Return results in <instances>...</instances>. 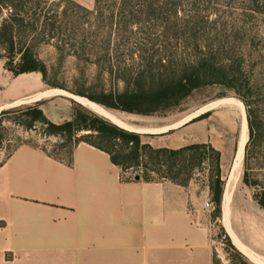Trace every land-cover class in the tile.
<instances>
[{"label":"crops","instance_id":"1","mask_svg":"<svg viewBox=\"0 0 264 264\" xmlns=\"http://www.w3.org/2000/svg\"><path fill=\"white\" fill-rule=\"evenodd\" d=\"M75 102L45 86L38 72L12 75L0 59V112L33 104L59 124ZM238 114L224 105L172 119H120L155 148L209 143L219 151L224 185L215 221L251 263L264 264V208L241 181L242 170L232 172ZM134 176L85 141L73 145L70 161L18 145L0 162V264H212L210 220L190 190L195 183Z\"/></svg>","mask_w":264,"mask_h":264},{"label":"trees","instance_id":"2","mask_svg":"<svg viewBox=\"0 0 264 264\" xmlns=\"http://www.w3.org/2000/svg\"><path fill=\"white\" fill-rule=\"evenodd\" d=\"M106 1L96 0L89 10L73 0H0V59L5 69L14 76L38 72L46 86L59 87L47 81L46 65L35 51L41 44L52 43L58 51L66 48L80 60L93 62L102 74L99 78L104 84L94 93L71 89L72 93L108 109L144 115L176 107L205 86L232 90L243 103L247 123L241 181L261 188L253 197L264 208V180L249 173L263 164L259 157L264 156V113L258 96L260 78L250 74L249 55L236 43L246 36L245 29L233 25L207 30L195 15L179 16L177 7L169 8L170 0H113L102 19ZM83 106L75 102L71 118L59 124L47 119L37 105L7 108L0 115L20 111L26 118L23 124L39 121L48 134L73 136L86 130L75 143L85 141L104 150L123 172L141 169V174L133 176L138 174L146 181L186 185L193 169L206 162L212 217L220 216L224 180L218 150L209 143L155 148L143 143L140 133ZM220 228L240 263L253 264ZM214 259L213 253L212 264Z\"/></svg>","mask_w":264,"mask_h":264},{"label":"rangeland","instance_id":"3","mask_svg":"<svg viewBox=\"0 0 264 264\" xmlns=\"http://www.w3.org/2000/svg\"><path fill=\"white\" fill-rule=\"evenodd\" d=\"M87 9H92L96 0H73ZM113 0H107L102 3L103 13L99 18H105L110 11V4ZM169 8L177 7L178 15H195L198 18L199 25L204 26L207 30L211 28H230L235 25L238 28L245 29L246 36L243 39L237 38V45L243 46L248 53V68L251 75L260 78L259 82V98L262 101L261 111L264 113V0H170ZM102 2V1H101ZM167 15V14H166ZM164 14L163 18L166 16ZM158 21H155V23ZM156 26V25H155ZM37 57L42 60L47 68L46 78L52 85H57V89L72 93L71 89H82L86 93H94L103 85L100 80L97 66L93 62L80 60L71 53L69 49L58 51L54 44L45 43L36 48ZM46 86V85H45ZM61 86V87H60ZM77 95V94H75ZM230 97V98H229ZM87 98V97H86ZM82 102H80L81 104ZM84 105V106H83ZM224 105H232L239 113L238 119L240 123V134L238 143V155L235 157L239 164L233 167L232 172L238 173L242 170L243 147L240 141L245 134V142L247 139V124L242 122V116L245 117L243 103L235 96V93L221 85H209L200 89L194 90L188 97L176 106L165 111L156 112L154 114H134L125 111L108 109L103 107L105 112H101L96 108L82 103V106L88 110L94 111L96 114L105 115L114 122L122 123L121 119L126 122H138V119H148L154 117H166L169 119L180 115H190L197 113L203 108H217ZM24 106H33V104H22L15 106L16 108ZM86 106V107H85ZM90 107V108H89ZM101 107V108H102ZM228 112V110H227ZM143 115V116H142ZM121 118V119H120ZM226 117L224 116V119ZM26 118L21 116L20 111L9 112L0 115V126L2 140L0 143V162L18 145L29 143L37 145L55 157L66 159L69 150L76 142V137L87 133L86 130H81L73 136L65 133L48 134L45 127L39 121H33L31 126L23 124L22 121ZM125 124V123H124ZM123 125V124H122ZM244 143V142H243ZM245 144V143H244ZM264 149V148H262ZM242 153V155H241ZM261 153H264L263 151ZM263 161L260 168L251 170L249 173L253 178L264 180V156L259 157ZM207 163H201L193 169L190 180L195 183L190 186V190L198 196V206L203 213L209 218V237L215 254L213 264H241L239 257L228 248L223 232L217 221L212 217V207H205L204 202L210 200V194H207ZM128 175L135 173L141 174V169L130 168L125 171ZM242 174V173H241ZM155 177V175H152ZM188 181V182H189ZM187 182V184H188ZM186 184V185H187ZM252 189L253 195L260 193L259 186H249Z\"/></svg>","mask_w":264,"mask_h":264},{"label":"bare ground","instance_id":"4","mask_svg":"<svg viewBox=\"0 0 264 264\" xmlns=\"http://www.w3.org/2000/svg\"><path fill=\"white\" fill-rule=\"evenodd\" d=\"M62 93H65V94H68V95H71L72 97H74V99H76V101H78L79 103L80 102H82V103H85V104H88V105H90V106H92V107H94V108H96L97 110H99V111H101V112H105V110L103 109V107L101 106V105H98V104H96V103H94L93 101H90L88 98H86V97H84V96H80V95H75V94H71V93H68V92H65V91H63V90H61V89H59ZM102 107V108H101ZM203 109H205V108H203ZM202 109V110H203ZM245 110V109H244ZM104 117H106L105 115H103ZM106 118H108V117H106ZM109 119V118H108ZM109 120H111V119H109ZM112 121V120H111ZM244 121V125H245V123H246V116L244 117V116H242V122ZM112 122H114V121H112ZM114 123H116V124H118L119 125V123H117V122H114ZM123 123H121L120 124V126H123V127H126L125 126V124H123ZM247 124V123H246ZM245 143V134H243V136H242V146L244 145V143ZM237 155H238V152L236 153V156L235 157H237ZM241 155H242V153H241ZM238 157H239V155H238ZM239 161V160H238ZM237 161V163H236V165H238L239 164V162ZM233 167H234V163H233ZM233 167H232V170H233ZM231 174H232V172H231ZM231 178V175H230V177H229V179ZM227 191V190H226ZM226 191H225V193H226Z\"/></svg>","mask_w":264,"mask_h":264},{"label":"built area","instance_id":"5","mask_svg":"<svg viewBox=\"0 0 264 264\" xmlns=\"http://www.w3.org/2000/svg\"><path fill=\"white\" fill-rule=\"evenodd\" d=\"M204 206L205 207H212L213 208V203L212 202H209V201H205L204 202Z\"/></svg>","mask_w":264,"mask_h":264},{"label":"water","instance_id":"6","mask_svg":"<svg viewBox=\"0 0 264 264\" xmlns=\"http://www.w3.org/2000/svg\"><path fill=\"white\" fill-rule=\"evenodd\" d=\"M91 101V100H90ZM94 102V101H93ZM94 103H96V102H94ZM97 104V103H96ZM99 105V104H98ZM136 179L137 178H139V175L138 174H136L135 176H134Z\"/></svg>","mask_w":264,"mask_h":264}]
</instances>
